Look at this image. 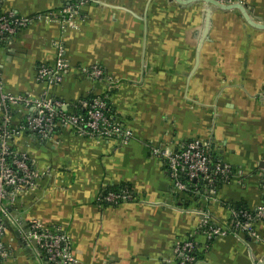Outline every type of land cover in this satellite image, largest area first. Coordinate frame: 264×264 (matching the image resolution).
Returning <instances> with one entry per match:
<instances>
[{
	"label": "crops",
	"instance_id": "obj_1",
	"mask_svg": "<svg viewBox=\"0 0 264 264\" xmlns=\"http://www.w3.org/2000/svg\"><path fill=\"white\" fill-rule=\"evenodd\" d=\"M19 16L56 13L71 0H1ZM251 18L264 24V0H240ZM77 3V29L51 19L35 20L0 43V82L12 95L39 98L46 87L41 66H53L57 45L68 62L53 100L72 104L86 96L108 97L115 115L131 134L118 140L90 139L60 129L45 139L24 132L11 141L40 172L35 191L12 210L4 237L7 264H47L28 245L31 220L67 235L77 263L180 264L177 244L193 240L197 264H256L264 261V220L256 238L245 233L207 240L199 227H231L238 208L256 212L264 204V30L247 24L237 10L214 8L205 32V5L174 0H94ZM93 66L105 79L86 73ZM32 110L12 108V126ZM2 110L0 108V125ZM205 145L231 177L208 199L174 187L155 148L180 150ZM131 190L120 205L99 199L113 186ZM240 209V210H241Z\"/></svg>",
	"mask_w": 264,
	"mask_h": 264
},
{
	"label": "built area",
	"instance_id": "obj_2",
	"mask_svg": "<svg viewBox=\"0 0 264 264\" xmlns=\"http://www.w3.org/2000/svg\"><path fill=\"white\" fill-rule=\"evenodd\" d=\"M73 1H70V6L60 9L56 13L19 16L4 9L3 2L0 0V43L9 37L16 36L18 32L35 20L51 19L57 22L63 30L66 28L77 29L75 16H77L78 5ZM81 1L87 4L94 0ZM218 1L222 4H233L240 0ZM67 69L65 47L63 44H58L55 64L38 68V80L46 87L45 93L41 97L34 98L31 95L6 93L0 82V108L2 110L0 125V264H7L11 256L10 249L4 242L7 223H14L10 208L26 193L37 190L40 180L49 174L38 171L26 153L17 152L11 147V141L16 136L24 132H31L42 138L50 139L60 129H69L90 139H115L120 141L123 146L127 145L132 138L131 132L118 118L113 119L106 115L107 103L102 98L97 97L90 101L78 100L72 104L55 101L51 98L49 90L62 82ZM86 73L96 80L105 79L102 69L98 66L91 67L86 70ZM70 105L85 110L86 117H82L74 111L67 113V108ZM17 107L32 111L24 124L14 128L11 124V109ZM153 154L164 162L166 171L173 179L174 187L185 194L190 192L192 182L201 181L206 184L208 189L204 196L207 199L213 197L210 195L215 194L216 178H221L224 181L228 180L231 175L229 167L218 162L213 164L208 148L197 141L190 142L177 151L169 148H155ZM260 175L264 180V169ZM181 177H184L188 183L180 181ZM99 200L106 204L120 205L131 201L132 196L130 190H123L120 194L105 191ZM209 218L210 215L204 213L199 227L200 232L209 241L225 235L238 237L241 233L256 238L255 223L264 220V204L254 213L245 209L234 211L231 218L232 226L228 228L211 225ZM26 241L28 245L36 246L47 264L77 263L69 250L67 235L60 230L49 229L37 220H31L30 233ZM174 251L180 264L198 263L199 254L193 240L177 244Z\"/></svg>",
	"mask_w": 264,
	"mask_h": 264
},
{
	"label": "water",
	"instance_id": "obj_3",
	"mask_svg": "<svg viewBox=\"0 0 264 264\" xmlns=\"http://www.w3.org/2000/svg\"><path fill=\"white\" fill-rule=\"evenodd\" d=\"M174 1L183 6H190L195 3H203L205 5V26H204L205 32L209 29L210 15H211V11L214 8L222 11L237 10L241 13L242 17L249 26L258 30H264V24H259L255 22L251 18V11H249L248 8L241 3V1H238L233 4H222L218 0H174ZM256 264H264V261Z\"/></svg>",
	"mask_w": 264,
	"mask_h": 264
},
{
	"label": "trees",
	"instance_id": "obj_4",
	"mask_svg": "<svg viewBox=\"0 0 264 264\" xmlns=\"http://www.w3.org/2000/svg\"><path fill=\"white\" fill-rule=\"evenodd\" d=\"M94 98H97V97L90 95V96H86V97L82 98L81 100L90 101V100H93ZM101 98L107 103L106 115L109 118H113V119L117 118V116L115 115L114 110H113L111 104L108 101V97L105 96V97H101ZM55 101H60V100H55ZM73 111L76 112V113H78V115H80L82 117H86V111L85 110H81L80 108H78L75 105H70L67 108V113L73 112ZM212 162H213V164H216L217 163L216 162V159H212ZM230 177L231 176H229L228 179H230ZM216 179L217 180H215V188H219V184L222 182V179L221 178H216ZM179 180L182 181V182H184V183H188L187 180L184 177L179 178ZM190 185H191V190L187 194H189L191 197H196L197 198L198 197L197 195H199L200 193L203 196L207 194L208 189L206 188V184H204V182H201V181H199V182H192ZM123 190H130V189L127 188L124 185H121V186H113V187H110L106 191L108 193L109 192H112V193L120 194ZM196 193H199V194H196ZM240 209L241 208H238L237 210H240ZM10 210L12 212L13 207L10 208Z\"/></svg>",
	"mask_w": 264,
	"mask_h": 264
}]
</instances>
